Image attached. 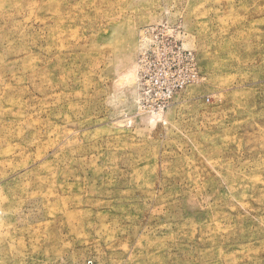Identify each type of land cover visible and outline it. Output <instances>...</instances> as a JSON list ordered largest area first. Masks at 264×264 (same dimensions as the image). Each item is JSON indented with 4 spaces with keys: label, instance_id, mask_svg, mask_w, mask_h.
I'll return each mask as SVG.
<instances>
[{
    "label": "rangeland",
    "instance_id": "1",
    "mask_svg": "<svg viewBox=\"0 0 264 264\" xmlns=\"http://www.w3.org/2000/svg\"><path fill=\"white\" fill-rule=\"evenodd\" d=\"M0 264H264V0H0Z\"/></svg>",
    "mask_w": 264,
    "mask_h": 264
},
{
    "label": "built area",
    "instance_id": "2",
    "mask_svg": "<svg viewBox=\"0 0 264 264\" xmlns=\"http://www.w3.org/2000/svg\"><path fill=\"white\" fill-rule=\"evenodd\" d=\"M155 32H156V30H153V29H152V31L147 30L144 34L143 39L147 40V38L151 37V35L154 34ZM156 40L158 41L157 37H156ZM162 40H163L162 42L158 41L159 43H161L162 47L166 48L167 50L177 49L176 54L178 55V57H186V54L184 52H182V50L178 47V45L176 44L175 40H173V38L169 37L168 39L166 38V39H162ZM186 84H187L186 82H182L179 84V86L184 87V86H186ZM172 92H173L172 88L167 89V93L172 94Z\"/></svg>",
    "mask_w": 264,
    "mask_h": 264
}]
</instances>
